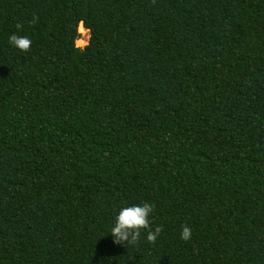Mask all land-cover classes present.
Segmentation results:
<instances>
[{
	"label": "trees",
	"instance_id": "obj_1",
	"mask_svg": "<svg viewBox=\"0 0 264 264\" xmlns=\"http://www.w3.org/2000/svg\"><path fill=\"white\" fill-rule=\"evenodd\" d=\"M0 264H264V0H0Z\"/></svg>",
	"mask_w": 264,
	"mask_h": 264
},
{
	"label": "clouds",
	"instance_id": "obj_2",
	"mask_svg": "<svg viewBox=\"0 0 264 264\" xmlns=\"http://www.w3.org/2000/svg\"><path fill=\"white\" fill-rule=\"evenodd\" d=\"M11 46L21 51H27L31 41L27 36H18L15 33L8 37ZM153 212V206L147 202L132 204L121 207L114 216L113 223L110 227V235L114 245L124 246L132 244L141 236V230L147 241H155L160 234V227L154 229L150 227V216ZM192 231L188 226H183L180 230V239L189 240Z\"/></svg>",
	"mask_w": 264,
	"mask_h": 264
},
{
	"label": "rangeland",
	"instance_id": "obj_3",
	"mask_svg": "<svg viewBox=\"0 0 264 264\" xmlns=\"http://www.w3.org/2000/svg\"><path fill=\"white\" fill-rule=\"evenodd\" d=\"M79 33H80V38L76 40V47L81 48V47H84L88 43L90 33L83 26L79 27Z\"/></svg>",
	"mask_w": 264,
	"mask_h": 264
},
{
	"label": "bare ground",
	"instance_id": "obj_4",
	"mask_svg": "<svg viewBox=\"0 0 264 264\" xmlns=\"http://www.w3.org/2000/svg\"><path fill=\"white\" fill-rule=\"evenodd\" d=\"M82 27V25H80Z\"/></svg>",
	"mask_w": 264,
	"mask_h": 264
}]
</instances>
